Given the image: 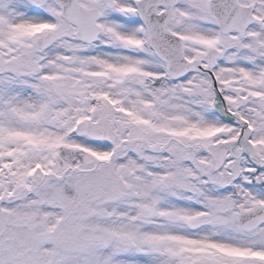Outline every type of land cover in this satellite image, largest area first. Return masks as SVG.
<instances>
[{"label": "snow or ice", "instance_id": "obj_1", "mask_svg": "<svg viewBox=\"0 0 264 264\" xmlns=\"http://www.w3.org/2000/svg\"><path fill=\"white\" fill-rule=\"evenodd\" d=\"M0 264H264V0H0Z\"/></svg>", "mask_w": 264, "mask_h": 264}]
</instances>
